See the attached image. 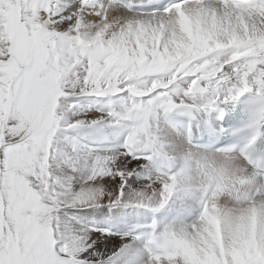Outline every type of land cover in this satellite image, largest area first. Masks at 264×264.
<instances>
[{"label":"snow or ice","instance_id":"1","mask_svg":"<svg viewBox=\"0 0 264 264\" xmlns=\"http://www.w3.org/2000/svg\"><path fill=\"white\" fill-rule=\"evenodd\" d=\"M198 96L264 117V0H0V264H137L141 240V264H264V205L213 225L214 189L191 224L125 233L111 256L109 230L81 222L180 193L152 125ZM245 156L235 205L264 198L244 188L264 163ZM144 162L155 178L132 191Z\"/></svg>","mask_w":264,"mask_h":264},{"label":"clouds","instance_id":"2","mask_svg":"<svg viewBox=\"0 0 264 264\" xmlns=\"http://www.w3.org/2000/svg\"><path fill=\"white\" fill-rule=\"evenodd\" d=\"M262 123L264 117H257L256 125ZM253 140L249 141L246 148L251 146ZM167 154V159L172 161L170 175L175 177L178 192H196L202 195V190L214 189L208 200L209 223L215 225L219 215L226 210L235 208L234 215H239L249 208L264 205V198L256 197L247 204H234L235 196L229 189L241 184L252 172L244 154L234 155L228 151L201 152L195 148Z\"/></svg>","mask_w":264,"mask_h":264},{"label":"bare ground","instance_id":"3","mask_svg":"<svg viewBox=\"0 0 264 264\" xmlns=\"http://www.w3.org/2000/svg\"><path fill=\"white\" fill-rule=\"evenodd\" d=\"M200 103L207 104L208 101L204 96H198L193 98L192 107L188 109H181L172 111L175 114H185L190 115L191 113L196 111L197 105ZM197 114V113H196ZM166 113H161L157 115L153 121L152 131L156 139V143L167 153H179L183 152L186 149V146L183 145L180 140V135L178 133V128L170 129L166 123L167 117ZM145 163V167L138 172L136 175L130 177L129 184L132 191H141L143 190V186L149 184L151 180H154L156 172L152 170L153 166H148L147 162ZM199 205L188 201L185 198L174 196L173 199L169 202L165 208L159 211H179L177 216L172 217L169 222L162 223L161 230L163 231L166 228L178 229L185 225L191 224L193 221L191 217L197 215V207ZM104 215L101 211L92 212V210H87L88 214L81 215L80 219L83 224L95 223L98 227L105 228L104 223L109 222L111 227L108 228L110 233L105 239H113L115 243L112 245L100 249L105 255L111 256L113 252L119 248V232L124 230L128 225L134 223L133 218L136 214L140 213H149L151 211L145 209H129V208H115L112 209L110 213H108L107 209L103 210ZM99 216H95L97 214ZM159 231V232H160ZM97 235H102L101 233H97ZM102 241H98L97 243H101ZM138 253L137 256V264H141L143 259V251L139 248L138 245H132ZM108 252V253H106ZM114 264H128V259L126 256H119L114 261Z\"/></svg>","mask_w":264,"mask_h":264},{"label":"rangeland","instance_id":"4","mask_svg":"<svg viewBox=\"0 0 264 264\" xmlns=\"http://www.w3.org/2000/svg\"><path fill=\"white\" fill-rule=\"evenodd\" d=\"M179 110H181V109H179ZM155 119V118H154ZM95 216H99L100 217V214L98 213L97 215H95ZM81 217V216H80ZM106 253H108V252H106ZM143 258H144V256H143Z\"/></svg>","mask_w":264,"mask_h":264}]
</instances>
